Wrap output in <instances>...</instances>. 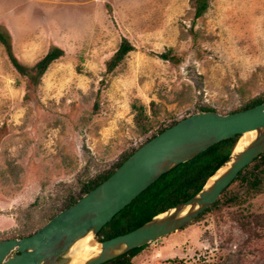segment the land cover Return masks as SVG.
Here are the masks:
<instances>
[{
  "label": "rangeland",
  "instance_id": "374dc122",
  "mask_svg": "<svg viewBox=\"0 0 264 264\" xmlns=\"http://www.w3.org/2000/svg\"><path fill=\"white\" fill-rule=\"evenodd\" d=\"M208 1L196 18L195 0H0V239L35 232L201 105L225 114L264 95V0ZM123 39L134 50L109 71ZM52 47L38 83L11 61L34 74ZM260 187L235 180L133 264H264Z\"/></svg>",
  "mask_w": 264,
  "mask_h": 264
},
{
  "label": "water",
  "instance_id": "95a60500",
  "mask_svg": "<svg viewBox=\"0 0 264 264\" xmlns=\"http://www.w3.org/2000/svg\"><path fill=\"white\" fill-rule=\"evenodd\" d=\"M254 135L241 148L239 138ZM239 135L228 158L191 198L168 207L141 226L103 241L98 232L164 173L212 145ZM264 153V101L248 109L192 113L147 140L119 167L35 232L0 239V264H102L190 224L211 207L237 175ZM91 237L99 246L79 256Z\"/></svg>",
  "mask_w": 264,
  "mask_h": 264
},
{
  "label": "trees",
  "instance_id": "16d2710c",
  "mask_svg": "<svg viewBox=\"0 0 264 264\" xmlns=\"http://www.w3.org/2000/svg\"><path fill=\"white\" fill-rule=\"evenodd\" d=\"M195 5V17L198 18L208 8L209 1L195 0ZM0 40L4 44H6L9 49L8 40L5 35L1 32ZM132 50H134V46L127 39H123L117 51L107 62L108 70H113L122 61L126 54ZM62 53L63 50L59 47H52L46 53V55L34 65V74H29L26 70V67L21 65L14 56H11V61L14 66L18 69V71L28 74L30 80L33 81V83H38L39 79L43 76L49 65ZM160 56L164 59L172 61L176 60L168 52L161 53ZM263 101L264 95L255 97L243 107L232 110L231 112L251 108ZM199 109L201 111L215 110V108L207 104L201 105ZM176 122L177 121H175V123ZM166 128L167 127L163 128L161 131ZM154 136L155 135H153L152 137ZM238 137L239 135H236L234 137L222 140L221 142L212 145L207 150L201 152L189 161L183 162L171 169L170 171L164 173L157 181H155L139 196H137L129 205L119 211L98 232V240L103 241L105 239H109L114 236L129 232L141 226L145 222L149 221L153 216L162 212L166 208L174 206L180 202L186 201L192 196H194L203 187L207 179L228 158ZM133 152H131L129 155H131ZM125 159H123V161ZM123 161H120L118 163V167ZM113 172L114 170H110L105 174H101L99 177L89 179L82 186L83 194L95 188L102 181L107 179ZM237 179H240V181H245L246 185L251 190H257L261 188L260 185L264 180V153H262L252 163L245 167L237 175L234 181ZM77 199L79 198H71L68 205L70 206L71 204L76 202ZM218 201L219 199L213 205H215ZM211 207H209L207 210H209ZM201 215H199L196 219H198ZM30 234L32 233H29L28 235ZM145 246L146 245L132 249L129 252L102 264H133L132 258Z\"/></svg>",
  "mask_w": 264,
  "mask_h": 264
},
{
  "label": "bare ground",
  "instance_id": "6f19581e",
  "mask_svg": "<svg viewBox=\"0 0 264 264\" xmlns=\"http://www.w3.org/2000/svg\"><path fill=\"white\" fill-rule=\"evenodd\" d=\"M254 135L253 131L247 132L244 135H242L239 138L238 141V148H241L244 144H246L249 139ZM99 246L96 242L93 241V239L89 236L88 238L84 239L80 242V244L76 247V251L78 252L79 256H81L83 253H88L90 251H93L94 249H97Z\"/></svg>",
  "mask_w": 264,
  "mask_h": 264
}]
</instances>
